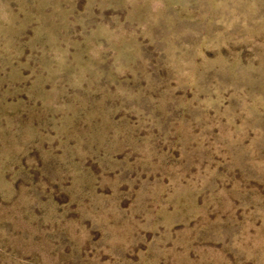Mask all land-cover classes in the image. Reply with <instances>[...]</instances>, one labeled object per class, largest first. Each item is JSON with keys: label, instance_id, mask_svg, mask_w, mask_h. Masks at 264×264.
Segmentation results:
<instances>
[{"label": "rangeland", "instance_id": "1", "mask_svg": "<svg viewBox=\"0 0 264 264\" xmlns=\"http://www.w3.org/2000/svg\"><path fill=\"white\" fill-rule=\"evenodd\" d=\"M0 264H264V0H0Z\"/></svg>", "mask_w": 264, "mask_h": 264}]
</instances>
